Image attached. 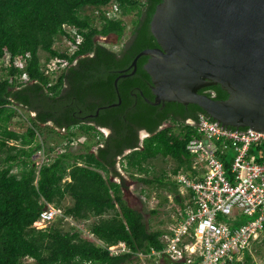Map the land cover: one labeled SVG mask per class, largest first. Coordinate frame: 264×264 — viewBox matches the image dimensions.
Masks as SVG:
<instances>
[{
    "label": "trees",
    "instance_id": "16d2710c",
    "mask_svg": "<svg viewBox=\"0 0 264 264\" xmlns=\"http://www.w3.org/2000/svg\"><path fill=\"white\" fill-rule=\"evenodd\" d=\"M162 1L0 0V264H23L27 258L35 264H139L140 253L165 246L168 229L152 228L143 212L130 206L117 167L121 160L132 177L133 171L145 174L137 178L140 182L165 185L164 173L149 177L151 161H175L174 173L189 167L186 146L193 126L187 120L209 116L193 103L152 104V78L144 68L148 55L130 74L139 52L159 46L151 21ZM113 4L121 16L109 19L103 8ZM126 17L131 18L129 30ZM64 25L77 32L72 35ZM64 38L77 46L73 53L60 44ZM6 53L8 65L3 64ZM16 58L26 59L24 69ZM54 58L66 65L51 76L43 68ZM123 70L130 75L118 80L117 92L114 82ZM23 71L28 80L21 79ZM208 88L212 92L206 93ZM200 92L229 97L220 85ZM24 111L26 130L11 128ZM101 128L112 133L105 135ZM141 130L149 133L143 140ZM80 135L79 150L69 145L51 156L60 140L72 144ZM42 150L46 159L38 164L33 157ZM67 198L71 203H65ZM176 201L185 213L184 197L179 194ZM48 204L63 216L39 229L34 223ZM66 217L83 224L72 226ZM120 242L127 251L106 247ZM255 263L247 250L233 264ZM159 264L171 262L164 257Z\"/></svg>",
    "mask_w": 264,
    "mask_h": 264
},
{
    "label": "water",
    "instance_id": "95a60500",
    "mask_svg": "<svg viewBox=\"0 0 264 264\" xmlns=\"http://www.w3.org/2000/svg\"><path fill=\"white\" fill-rule=\"evenodd\" d=\"M151 31L159 47L139 52L129 69L133 74L138 59L149 56L152 104H197L215 124L264 134V0H163ZM130 74L116 78L117 92L118 80ZM213 85L229 97L200 92Z\"/></svg>",
    "mask_w": 264,
    "mask_h": 264
},
{
    "label": "built area",
    "instance_id": "2783aa9c",
    "mask_svg": "<svg viewBox=\"0 0 264 264\" xmlns=\"http://www.w3.org/2000/svg\"><path fill=\"white\" fill-rule=\"evenodd\" d=\"M103 10L109 19L121 16L117 4ZM64 28L72 35L77 32L69 25ZM63 40L73 53L77 46ZM77 40H81L79 34ZM3 61L10 63L9 53ZM15 61L25 68L26 59ZM65 65L54 58L43 69L55 76ZM21 79L28 80L26 71ZM216 122L205 114L187 121L193 126L186 146L189 167H181L172 179L184 188V195L190 194V200L184 202L185 216L163 235L164 250L153 253L160 261L167 256L182 264H233L242 261L247 250L253 251L264 234V134ZM39 153L44 154L43 150ZM61 216L60 208L48 204L34 226L45 229ZM106 247L113 253L127 251L122 242ZM139 256L149 258L143 253Z\"/></svg>",
    "mask_w": 264,
    "mask_h": 264
},
{
    "label": "rangeland",
    "instance_id": "374dc122",
    "mask_svg": "<svg viewBox=\"0 0 264 264\" xmlns=\"http://www.w3.org/2000/svg\"><path fill=\"white\" fill-rule=\"evenodd\" d=\"M127 23L129 25L128 30L131 28V18L126 17ZM127 38V37H126ZM104 39V38H103ZM109 40L115 41L114 36H112ZM61 45H65V40L60 41ZM42 59H45L46 54L41 53ZM27 114L24 111L22 112V115L19 117H16L14 120V123L12 124L11 128L16 129L18 131H24L26 130V127L29 125L27 123ZM22 122V123H21ZM76 132L80 133L78 129H75ZM64 133V131H62ZM56 134H53V137L56 138ZM83 139L84 136H79L78 138H75V141H72V144L68 142V139L60 140L58 144H56V151L51 154V156H55L57 150L59 152L63 151L67 146H71L72 150H79L81 147L79 146V139ZM64 142V143H63ZM37 161L38 164H40L42 161L46 159V156L39 152L33 157ZM125 163L123 161H119L117 163L118 169L121 172L122 175L126 178V186L124 190V197L132 206L133 208L140 210L144 214L145 221L154 229L156 228H169L172 226V219L171 217L175 213L176 209H178L180 206L176 201V197L178 195H184L182 191H184V188L178 187L175 188V181L172 179V175L174 174L173 170L177 166V163L170 159H155L151 161L149 168L150 173L149 177L154 175H162L164 173V181L166 182L165 185H159L158 183H155L154 185H146L142 182H140L137 178L139 176H145V174H140L137 171H133L135 173L134 177H132L130 174H132L131 171H128L125 169ZM178 190V193L176 192ZM185 202V201H184ZM66 204L71 203V200L69 198L65 201ZM66 221V220H65ZM68 223L70 225H74L75 227L80 226L78 222H74L71 219H68ZM83 224V223H82ZM81 224V225H82ZM85 225V224H84ZM69 226V225H65ZM78 228V227H77ZM255 264H264V240L263 238L259 243H257L255 249L252 251ZM139 264H159L160 259H151V258H140ZM23 264H35V261L33 259L27 258L24 259Z\"/></svg>",
    "mask_w": 264,
    "mask_h": 264
},
{
    "label": "bare ground",
    "instance_id": "6f19581e",
    "mask_svg": "<svg viewBox=\"0 0 264 264\" xmlns=\"http://www.w3.org/2000/svg\"><path fill=\"white\" fill-rule=\"evenodd\" d=\"M182 197H184V201H189L190 200V194H187V195H183ZM185 209H187V207H185ZM186 212V211H185ZM183 216H185V213L182 211V209L179 207L178 209H176V211H175V213L173 214V216L171 217V219H172V226L174 227V226H176L175 224L179 221V220H181L182 218H183ZM183 221V220H182ZM264 237V234H263V236H262V238ZM261 238V239H262ZM100 244H102L100 241H98ZM122 243H124V242H122ZM257 243H259V242H257ZM256 243V244H257ZM103 245V244H102ZM255 245V244H254ZM165 247V246H164ZM164 247H163V249H161V250H156V249H154V248H152L151 249V251L147 254V256L149 257V258H154V257H159V256H157V255H155V254H153V253H155V251H157V252H160V251H162V250H164ZM254 247V246H253ZM166 255H170L169 253H166ZM165 256V255H164ZM166 258H168L167 256H166ZM168 260H170V262H171V264H182L181 262H175V261H172L171 259H169L168 258Z\"/></svg>",
    "mask_w": 264,
    "mask_h": 264
},
{
    "label": "flooded vegetation",
    "instance_id": "af4514ba",
    "mask_svg": "<svg viewBox=\"0 0 264 264\" xmlns=\"http://www.w3.org/2000/svg\"><path fill=\"white\" fill-rule=\"evenodd\" d=\"M127 41H128V40H126V41L124 42V44L127 43ZM122 45H123V44H122ZM122 45H121V46H122ZM157 47H159V46H157ZM135 72H136V71H135ZM150 85H151V87H152L153 83L151 82ZM209 87H210V86H209ZM205 88H207V87H205ZM202 89H204V88H202ZM205 91H206V93L212 92L209 88L206 89ZM206 93H205V94H206ZM187 105H188V104H187ZM187 105H186V106H187ZM97 114H98V112H97ZM188 120L193 121L192 119H188ZM188 120H187V121H188ZM168 124H169V123H167L166 125H168ZM101 130L104 132L105 135H110V134L112 133V130L109 129V128H101ZM147 136H149V133H148L146 130H141V131H140V139H141V140H143V139L146 138ZM117 167H118V166H117ZM118 170H119V169H118ZM121 176L124 177V179L126 180V178H125L124 175L121 174ZM116 180H117L118 182H122V178H119V177H118V178H116Z\"/></svg>",
    "mask_w": 264,
    "mask_h": 264
},
{
    "label": "clouds",
    "instance_id": "9594fccd",
    "mask_svg": "<svg viewBox=\"0 0 264 264\" xmlns=\"http://www.w3.org/2000/svg\"><path fill=\"white\" fill-rule=\"evenodd\" d=\"M51 224H52V223H51ZM51 224H50V225H51Z\"/></svg>",
    "mask_w": 264,
    "mask_h": 264
}]
</instances>
